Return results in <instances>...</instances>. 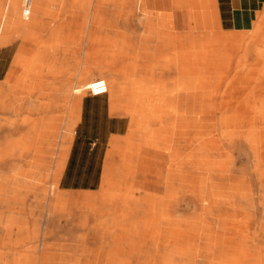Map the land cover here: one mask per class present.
I'll return each mask as SVG.
<instances>
[{
    "label": "crops",
    "instance_id": "0c3cea01",
    "mask_svg": "<svg viewBox=\"0 0 264 264\" xmlns=\"http://www.w3.org/2000/svg\"><path fill=\"white\" fill-rule=\"evenodd\" d=\"M32 1L23 18L0 0V263L123 264L168 190L170 154L156 146L174 119L155 110L190 115L226 89L233 105L264 108V0ZM102 75L106 93H72Z\"/></svg>",
    "mask_w": 264,
    "mask_h": 264
},
{
    "label": "bare ground",
    "instance_id": "6f19581e",
    "mask_svg": "<svg viewBox=\"0 0 264 264\" xmlns=\"http://www.w3.org/2000/svg\"><path fill=\"white\" fill-rule=\"evenodd\" d=\"M9 3L15 7L20 5V0H9ZM20 12V17L29 15L22 13L23 8ZM102 78L110 90V79L104 75ZM79 80L71 89L76 95L84 94L94 78ZM220 94L221 91L209 90L201 104L186 108L190 112L186 116L185 110L182 112L175 106L155 110V121L164 120L166 111H170L171 118L177 122L171 121V127L168 124L171 128L168 134L164 121L160 123L162 128H157L166 134L160 133L156 146L170 154L166 193L174 196L157 195L156 214L143 216H146L145 234H142L145 247L138 255L135 248L130 249L125 255L128 260L123 264H264V141L257 133H251L253 108L244 104L242 111H238L241 106L221 99ZM67 98L66 95V103ZM77 101L71 102L66 119L67 139L77 120ZM185 130L187 137L183 138ZM150 138H153L152 132L148 131L143 140ZM56 190V183H50L49 191L56 193ZM61 194L57 193L60 202L57 212L65 215L66 199ZM131 225H135V220ZM137 258L138 261H133Z\"/></svg>",
    "mask_w": 264,
    "mask_h": 264
},
{
    "label": "rangeland",
    "instance_id": "374dc122",
    "mask_svg": "<svg viewBox=\"0 0 264 264\" xmlns=\"http://www.w3.org/2000/svg\"><path fill=\"white\" fill-rule=\"evenodd\" d=\"M32 4H33V1H32ZM20 11H22V8H23V5H22V0H20ZM32 8V7H31ZM230 81H228L227 82V80H226V84L227 83H229ZM227 86V85H226ZM86 92H88V91H85L84 93H86ZM221 93L222 94H220L219 96L221 97V99H224V100H230V101H232L233 100V98H234V95H233V91H228L227 89L224 91V90H221ZM224 95V96H223ZM235 97H237V96H235ZM258 107V106H257ZM257 107H253V111L251 112V116H250V130H251V133L253 134L255 131H256V129H258V127L256 128V125H259L261 128H264V121H261V122H258V123H256L255 122V118L256 119H258L259 117H258V115H257V113H256V111L257 110H260L261 111V113H262V115H263V110H264V108L262 107V108H257ZM168 109V108H167ZM238 109V111H242V109H243V107L241 106V107H238L237 108ZM66 115H65V123H66V119H67V117L69 116V112H68V114H67V110H68V108L66 107ZM69 111H70V107H69ZM166 114H171V115H173L170 111H166ZM170 115V116H171ZM173 117V116H172ZM260 119V118H259ZM259 121V120H258ZM256 123V124H255ZM177 129V131H179V132H182L181 131V129H180V127H177L176 128ZM72 132H73V128H72ZM64 133H65V148H66V146L68 147V143H69V141H70V139H71V137H70V139H67L66 138V127L64 128ZM216 133V132H215ZM71 136H72V134H71ZM182 137L184 138L185 137V135H182ZM181 137V138H182ZM261 141H263V140H261ZM255 141H254V139H253V143H254ZM56 155H54V157H55ZM50 192H52L53 193V191H50ZM52 196L53 195H49V194H47V196H46V198L47 199H50L51 200V198H52ZM174 195H172V194H170V193H166V195H164V196H162L163 198H172ZM177 197H179V194H177ZM28 204V203H27ZM40 205L41 203H36V205ZM45 204V203H44ZM40 214L38 213V209H37V206L34 208V210L32 211V213H30L29 214V217H33V218H37V217H40L39 216ZM39 228H40V225L38 226ZM28 228H30L31 229V227H28ZM44 239V238H43ZM44 241V243H42ZM41 240L40 238L38 239V241H36V244H45L46 242H45V239L44 240ZM32 244V242L31 243H29V245H31Z\"/></svg>",
    "mask_w": 264,
    "mask_h": 264
},
{
    "label": "built area",
    "instance_id": "2783aa9c",
    "mask_svg": "<svg viewBox=\"0 0 264 264\" xmlns=\"http://www.w3.org/2000/svg\"><path fill=\"white\" fill-rule=\"evenodd\" d=\"M31 0H23V14L28 15ZM87 91L92 95H100L108 91V85L103 78H95L87 84Z\"/></svg>",
    "mask_w": 264,
    "mask_h": 264
}]
</instances>
